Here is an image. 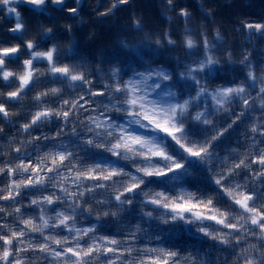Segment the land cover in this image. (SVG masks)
<instances>
[{"label": "snow or ice", "instance_id": "1", "mask_svg": "<svg viewBox=\"0 0 264 264\" xmlns=\"http://www.w3.org/2000/svg\"><path fill=\"white\" fill-rule=\"evenodd\" d=\"M131 3L132 0H120L116 8ZM21 4L38 6L36 0L0 3L4 14L15 17L12 32L22 30L20 11L25 16L35 15L30 9L21 8ZM197 5L204 20L217 22L210 0H197ZM160 8L161 16L170 25L183 21L178 39L171 30L162 37L168 47L183 48V56L176 57L182 70L174 76L166 66L146 61L143 71L134 72L125 80L122 70L114 65L109 70L108 83L88 86V94L77 102L79 111L92 115L88 123L93 128L102 135L118 138L111 145L114 158L141 152L143 170L124 175L118 166L88 164L83 158L73 159L65 168L69 165L64 154L68 146L63 142L55 145L47 162L29 151L21 154L19 147L9 154L15 159L9 160L4 155L7 137L0 134V208L15 205L17 213L6 217L0 212V264H264V62H254L247 48L235 59L224 34L218 30L210 37L204 24L197 30L190 7L178 0H161ZM135 31L142 33L143 38L135 44L121 40L122 48L136 51L150 44L151 37L142 24ZM237 31L247 33L245 40L254 50L253 38L264 39V20L241 19ZM28 47L32 48L31 43ZM19 52L15 47H0V86L11 80L16 87L8 92L9 102L19 103V98L34 86L33 64L37 58L49 68L53 80L66 76L78 83L84 80L81 71L61 61L56 49L33 53V58L22 66V74L16 76L9 65L19 63L12 59ZM237 65L242 79L235 74ZM227 68L233 72L230 80L220 76ZM176 76L189 85L184 96L180 95L179 85L165 87ZM157 90H162L161 97L153 99ZM98 102L101 108L96 107ZM121 108L131 117L127 125L112 123L110 112L105 110ZM7 112V106L0 102V121ZM72 112H77L75 104L71 111L66 106V122ZM54 119L49 108L35 109L22 125L25 136L42 121ZM132 124L159 132L167 139L131 134L127 129ZM238 128L243 142L237 139L233 145L231 137ZM36 139L39 142V137ZM173 144L182 154L172 150ZM189 159L203 166L201 178L211 179L214 189L194 191L181 183L175 193L157 191L145 195L141 203L146 209L152 206L145 211V220L126 219L128 209L135 205L134 194L144 188L135 181L181 171L192 175L187 168ZM158 162L162 171L153 167ZM174 183L180 182L174 177ZM121 184L126 185L123 191L118 190ZM90 194L103 207L123 209L114 227L101 228L87 219L80 222L81 210ZM100 194H107V204L99 199ZM77 196L84 199L78 202ZM156 209L161 210L159 217ZM154 218L168 225L182 221L209 244L181 247L177 240L166 243L164 236L146 227ZM220 253L224 255L221 257Z\"/></svg>", "mask_w": 264, "mask_h": 264}, {"label": "clouds", "instance_id": "2", "mask_svg": "<svg viewBox=\"0 0 264 264\" xmlns=\"http://www.w3.org/2000/svg\"><path fill=\"white\" fill-rule=\"evenodd\" d=\"M169 3H174L175 0H168ZM231 3V0H228ZM3 3V0H0ZM38 6L31 7V12L35 15L25 16L20 11L22 17V30L12 32L11 28L16 26L14 21L11 26L6 27L0 31V47H15L20 50L19 54L12 57L14 60L19 61L18 64L9 65L15 72L16 76L22 74V66L25 61L33 58L35 52H45L51 49H56L60 54L62 62L72 65L81 71L84 75L82 82L71 81L70 77H56L53 80L49 68L45 66L39 58L33 64V71L35 73V84L29 89L26 95H22L20 102H9L8 92L16 90L13 81H5L3 86H0V102L4 103L8 112L6 117L0 121V134L7 137L5 144L4 155L9 157V160H14V155H9L13 149L19 147L21 154L24 151L37 154L44 162H47L53 155V149L57 143H66L67 149L65 155L69 160L70 166L73 159L79 161L83 158L88 164H112L118 166L120 171L127 175L129 171L140 170L142 171L145 166L143 154L141 152L129 153L128 157L120 159L114 158L111 152V145L117 141L114 135H102L95 128H93L88 121L92 119V115H86L85 112L79 111L78 100L84 95L88 94V86H98L100 84H107L109 80V70L118 65L119 70H122L124 79H128L134 72L138 73L144 70L145 62L148 61L154 66L164 65L174 76L182 70V64L176 60V57L183 56V48L177 47L175 49L165 45L162 39L170 28L167 26H159L154 20L147 18L143 12L133 11L130 16L125 20H120L118 13L119 9L116 5L120 0H36ZM74 8V12L69 9ZM39 10V11H37ZM191 15L193 16V26L199 29V25L204 24L208 32L215 34L218 30L222 32V24L216 22L215 24L208 25L203 20H198L194 10L190 8ZM6 15V14H5ZM4 17L0 16V25L4 24ZM138 24H142L144 31L147 32L151 41L145 47L150 52L148 56H140L138 59H133L132 52L120 46L121 40L128 41L131 36L137 42L143 38L142 33L135 31ZM100 25H112L115 28L112 44L119 50L120 54L115 53L110 58H105L100 52H89L87 48V40L97 32ZM31 43L32 48L28 45ZM180 43L179 40L176 41ZM71 49V51H66ZM163 61V62H161ZM179 88L180 95L184 96L189 90V85L183 79L176 76L173 83L165 85L168 87ZM194 87V85L192 86ZM161 91L157 90L153 93V99H160ZM109 91V95H111ZM77 106V112H72L71 119L65 121L63 116L64 111L67 109L71 111L72 105ZM49 108L54 120L37 124L27 136L24 134L22 125L28 121L30 112L37 108ZM97 108H101L102 104L97 103ZM110 112V119L112 123L119 125H127L131 117L125 114L123 108L111 110L105 109ZM19 125L13 127V124ZM11 129V131H9ZM131 134H138L142 137H156L158 139H167L161 133L156 131H149L135 124H132L128 129ZM38 133V134H37ZM59 137V141L54 139ZM39 137V142H37ZM91 139L93 142L88 143ZM22 141L21 143H18ZM172 150L176 154H182L181 150L172 145ZM93 152H103L108 158L103 160H92L90 155ZM134 157V158H132ZM195 160L189 159L187 161V168L191 169L193 174L187 175L185 172H176L173 175L156 176L155 178H141L135 181L144 185L140 191L134 194L135 205L129 208L125 214L126 219L134 222L145 220L144 213L146 210L151 209V205L145 206L141 203L145 195L151 196L157 191H167L175 193L177 187L187 186L192 190H199L200 192H208V189L201 187L199 184H194V181L201 179L203 173V166L199 164V169L192 167ZM199 163V162H198ZM59 161H57V166ZM161 162L153 165L159 171L163 168L160 166ZM42 167L44 164L42 163ZM82 170V169H81ZM139 175V171L137 172ZM174 177L180 183H174ZM212 185L211 179H208ZM23 185V181L19 182ZM213 186V185H212ZM126 187L121 184L119 191H123ZM70 191V189H68ZM111 191V189H110ZM77 201L84 199L83 196H77ZM100 200H104L107 204V194H100ZM123 211L121 208H107L99 204V200L90 198L85 202L83 209L80 213V222L83 223L85 219L98 224L101 228H112L117 221L120 220V213ZM156 216L159 217L160 209H156ZM0 212H4L5 216H16V206L7 208H0ZM90 213V214H89ZM74 219V218H73ZM75 222V219H74ZM11 227V225H6ZM29 227H33L29 223ZM153 233L159 232L165 237L166 243L176 242V238H182L179 241L181 247H187L189 240L184 238L194 237L203 240V236H198L193 230L192 226L184 225L182 221L173 223L171 225L164 224L159 218H154L151 224H146ZM224 253H220L222 257ZM31 264H35L32 261Z\"/></svg>", "mask_w": 264, "mask_h": 264}, {"label": "trees", "instance_id": "3", "mask_svg": "<svg viewBox=\"0 0 264 264\" xmlns=\"http://www.w3.org/2000/svg\"><path fill=\"white\" fill-rule=\"evenodd\" d=\"M178 2L183 6H188L192 10H194L195 15L198 20H203L211 26V22L204 20L197 5V0H178ZM212 6L215 8V17L216 21L222 24V33L224 34L226 40L228 41L231 50L233 51L234 58L239 59V53L242 49L247 48L252 53V57L254 58V62H264V39L253 38V45L255 49L253 50V46L249 45L245 40L246 32L237 31L239 27V21L241 19H249L252 21H260L264 20V0H231V3L228 0H210ZM161 0H132V3L127 7H121L119 9V19L125 20L127 19L133 11L143 12L144 15L154 20L157 25L163 27L167 26L171 31L176 33L175 38H179L180 34H182L183 29V21L177 20L173 24H169L168 21L161 16V8H160ZM21 8L31 9L30 5H21ZM39 11V10H37ZM169 15H174L173 13H169ZM0 16L4 17V24L0 25V31H3L8 26L15 21V17L12 15H5L3 10H0ZM115 28L112 25H100L98 26L97 32L91 37V39L87 40V48L86 50L89 52H100L103 54L105 58H110L114 53L116 55L120 54V50L112 44L113 36H114ZM211 37L212 34L210 31L208 32ZM128 42L130 44H135L137 41L131 36L128 38ZM132 55L133 59H138L140 56H148L150 52L145 47H140L136 51H132L129 53ZM14 60V58H13ZM163 62V61H161ZM237 71L236 75L239 78H243L242 74L239 73V65L236 66ZM233 72L231 68H227L225 72L220 73V76L225 80H230L232 78ZM241 131L238 128L231 137V142L233 145L236 144L237 139L242 143L243 137L239 136V132ZM38 134V133H37ZM108 158L107 155L103 152H93L90 155V159L92 160H103ZM192 167L199 169V163L194 162ZM194 184H199L201 187L211 190L215 188V185L209 183L208 179L201 178L198 181H194ZM189 240V244L187 247L191 246L194 243L197 247L203 246L207 247L209 242L205 239L199 240L194 237H187ZM182 238L177 237L176 240L179 242Z\"/></svg>", "mask_w": 264, "mask_h": 264}, {"label": "water", "instance_id": "4", "mask_svg": "<svg viewBox=\"0 0 264 264\" xmlns=\"http://www.w3.org/2000/svg\"><path fill=\"white\" fill-rule=\"evenodd\" d=\"M21 5H23V4H21ZM21 5H20V6H21ZM31 7H32V6H31Z\"/></svg>", "mask_w": 264, "mask_h": 264}]
</instances>
